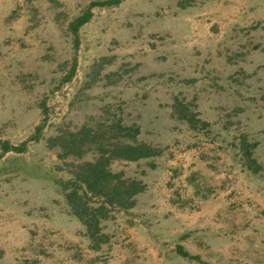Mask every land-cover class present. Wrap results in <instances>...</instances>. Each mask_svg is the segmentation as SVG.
Returning a JSON list of instances; mask_svg holds the SVG:
<instances>
[{
	"label": "rangeland",
	"instance_id": "rangeland-1",
	"mask_svg": "<svg viewBox=\"0 0 264 264\" xmlns=\"http://www.w3.org/2000/svg\"><path fill=\"white\" fill-rule=\"evenodd\" d=\"M93 1L0 0V152L28 143L0 158V264H264V0H121L92 10L76 48L67 23ZM111 120L162 156L127 165L144 191L94 251L57 215L45 142Z\"/></svg>",
	"mask_w": 264,
	"mask_h": 264
},
{
	"label": "trees",
	"instance_id": "trees-1",
	"mask_svg": "<svg viewBox=\"0 0 264 264\" xmlns=\"http://www.w3.org/2000/svg\"><path fill=\"white\" fill-rule=\"evenodd\" d=\"M120 2L93 1L67 23V32L74 46L77 48L79 31L92 18L94 8H112ZM179 6L184 7L181 4ZM74 71L75 65H71L64 80L69 81ZM40 109L42 121L35 127L29 142L37 143L45 137L51 109L44 102L40 104ZM172 109L177 110L175 114L178 121L185 123L191 130L197 128L194 116L186 113L188 109L181 102H176ZM121 123V120H111L91 126L83 124L69 132L57 129L45 142V147L55 151L57 161L61 163V167L55 168L58 174L53 176V186L60 194L62 203L57 215L77 220L83 229V236L89 242V248L94 251H98L108 241L104 226L112 219L110 213L133 209L137 197L144 191L141 179L127 165L137 168V165L145 163L152 168L154 165L150 162L162 156L160 148L138 139L140 128L136 124ZM26 144L13 146L3 142L0 158L10 152H24ZM122 164L124 168L118 169ZM177 254L185 260H197L196 256L190 255L182 247H178ZM2 259L3 252L0 250V262Z\"/></svg>",
	"mask_w": 264,
	"mask_h": 264
}]
</instances>
